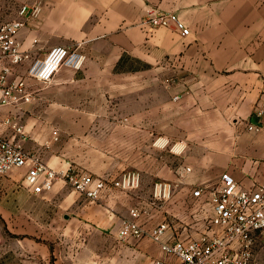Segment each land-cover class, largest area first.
<instances>
[{
	"label": "crops",
	"instance_id": "crops-1",
	"mask_svg": "<svg viewBox=\"0 0 264 264\" xmlns=\"http://www.w3.org/2000/svg\"><path fill=\"white\" fill-rule=\"evenodd\" d=\"M23 5L39 12L19 33L31 59L14 74L59 45L86 60L48 84L28 78L32 100L1 109L0 135L16 138L2 122L10 116L24 124L23 148L55 170L107 179L137 170L142 183L90 200L62 177L34 193L28 166L0 174V214L36 232L12 264L177 263L151 237L121 238L119 229L124 219L146 228L167 219L165 240L197 236L209 206L193 195L197 187L217 185L224 172L246 189L264 180V130L247 128L264 123V0H0V23ZM152 8L176 13L190 34L144 24ZM124 62L116 111L113 69ZM145 67L152 76L139 75ZM159 180L175 184L169 201L153 200Z\"/></svg>",
	"mask_w": 264,
	"mask_h": 264
},
{
	"label": "built area",
	"instance_id": "built-area-1",
	"mask_svg": "<svg viewBox=\"0 0 264 264\" xmlns=\"http://www.w3.org/2000/svg\"><path fill=\"white\" fill-rule=\"evenodd\" d=\"M38 12V6L30 10L23 5L18 18L0 23V111L8 106L31 102L28 78L48 84L62 67L77 70L84 66L85 53L59 45L42 57L33 58L26 73L14 74L16 67L31 59L30 52L23 48L19 33L29 21L28 17H35ZM143 23L152 28H172L182 36L191 32L176 13L155 8L147 11ZM2 122L14 131L16 138L0 135V174L28 166L26 186L36 194L50 190L60 177L90 200L99 199L105 191L113 188L133 191L141 186L142 175L137 170L123 171L114 179L96 177L72 166L65 171H57L48 166L42 156L23 148L21 142L27 139V133L21 121L7 116ZM247 128L260 132L264 130V123H249ZM174 193L175 184L171 181L159 180L153 185L152 197L156 203L169 201ZM193 195L205 197L212 206V215L199 235L182 237L175 233L170 240H165L171 226L169 220L146 228L135 219H124L119 229L120 237L141 239L149 236L166 254L178 261L171 263L158 259L153 264H253V245L259 240L264 241V180L252 189H246L231 173L224 172L214 188L199 186Z\"/></svg>",
	"mask_w": 264,
	"mask_h": 264
},
{
	"label": "rangeland",
	"instance_id": "rangeland-1",
	"mask_svg": "<svg viewBox=\"0 0 264 264\" xmlns=\"http://www.w3.org/2000/svg\"><path fill=\"white\" fill-rule=\"evenodd\" d=\"M129 64V63H128ZM124 62L123 66L114 67V90L113 99L111 101V107L118 111L121 107V76H125L127 70L124 68L128 65ZM146 66V65H145ZM137 73H135L136 75ZM139 75H153L152 69L149 67L144 68V72L139 73ZM107 103H109L107 101ZM126 171V170H125ZM216 184L210 183V188H214ZM208 219L212 215V206L209 203L208 206ZM174 219V218H173ZM207 219V221H208ZM35 229L25 230L24 228H12V221L10 222L8 218H5L0 214V264H12V258L17 256L16 247H22L26 236L36 235ZM39 231V229H36ZM51 231V230H50ZM32 233V234H31ZM38 234L40 232H37ZM12 248L14 250H12ZM253 253V264H264V241H257L252 248Z\"/></svg>",
	"mask_w": 264,
	"mask_h": 264
}]
</instances>
